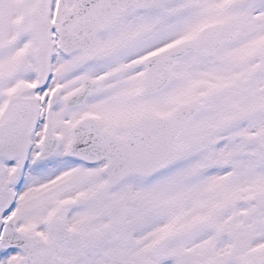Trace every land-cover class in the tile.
Returning <instances> with one entry per match:
<instances>
[{
    "label": "snow or ice",
    "instance_id": "snow-or-ice-1",
    "mask_svg": "<svg viewBox=\"0 0 264 264\" xmlns=\"http://www.w3.org/2000/svg\"><path fill=\"white\" fill-rule=\"evenodd\" d=\"M0 264H264V0H0Z\"/></svg>",
    "mask_w": 264,
    "mask_h": 264
}]
</instances>
